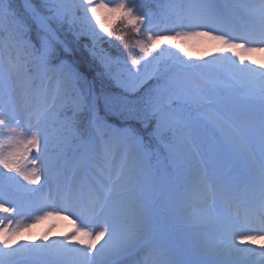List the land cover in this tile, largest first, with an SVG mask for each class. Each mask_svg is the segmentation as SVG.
<instances>
[{
	"label": "snow or ice",
	"instance_id": "6c2138e0",
	"mask_svg": "<svg viewBox=\"0 0 264 264\" xmlns=\"http://www.w3.org/2000/svg\"><path fill=\"white\" fill-rule=\"evenodd\" d=\"M80 37L93 56L102 53L120 94H98L81 73L73 58ZM113 40L139 53L131 68L104 51L105 43L117 47ZM194 46L216 55L194 58ZM21 48L43 78L30 75ZM226 102L258 127L234 123ZM241 146L259 193L251 199L214 167ZM66 168L86 170V189ZM45 190L28 204L10 195ZM195 207L224 233L219 243L190 239ZM51 219L68 220L72 231L18 239ZM257 240L264 241V0H167L149 11L129 0H24L22 9L0 0V264H125L145 250L146 264H225L221 257L234 253L264 264Z\"/></svg>",
	"mask_w": 264,
	"mask_h": 264
},
{
	"label": "rangeland",
	"instance_id": "374dc122",
	"mask_svg": "<svg viewBox=\"0 0 264 264\" xmlns=\"http://www.w3.org/2000/svg\"><path fill=\"white\" fill-rule=\"evenodd\" d=\"M23 1L24 0H19L20 6L23 8ZM145 1V0H140ZM152 1V0H149ZM139 2V0H138ZM244 2V0H225V3L227 4H240ZM160 4H165L167 3V0H159ZM152 9H156V7H150L148 9H145V11H149ZM35 29V26H33ZM28 38L31 39L34 43L35 41V30H32L28 33ZM104 51L112 56H117L114 55L108 48L107 46L102 45ZM76 49L83 53L85 62H84V69L88 68V65L92 68V70L96 71V73L101 75V78L104 79L102 80L104 84H109L114 86L116 89L114 91H108L106 89L99 90L100 88H97L94 85L95 91L99 93H111V94H120L122 92V89L116 84L114 80L111 79L110 76L105 74V70L103 68V65L100 63L99 60V55L100 53L99 49H97V56H93L92 51H91V42L87 37H80L79 43L76 45ZM193 57H198V56H203L206 59H211L212 56L216 55L215 53L209 52V49L204 47V46H194L193 49ZM31 50L28 48H21L19 51V56L22 60V62L26 63L29 65V67L32 69L30 75L32 76H39L43 78V70H38L35 66H33L32 63V56L30 54ZM139 57V53L137 56H134L133 58ZM132 58L124 57V60L128 62V67L131 68V63L130 60ZM88 61V65H86ZM84 76L88 78L89 81H91V78L88 77V75L85 72H81ZM93 83V81H91ZM151 83V82H149ZM94 84V83H93ZM130 98H138L136 94H128ZM13 99L14 102L17 105L18 110L22 111L25 103V99L23 95L21 94L20 90L17 89L14 91L13 94ZM229 110H230V118L233 120L234 123L238 125H245L246 127L255 129L253 127L254 123L251 122L249 119L253 118V115L250 113H246L243 110L240 109H232V104H229L226 102L225 105ZM101 116H104L103 112V104L101 103ZM108 123L113 124L116 127H119L120 124L116 120L115 117H109ZM147 134V133H145ZM217 135H222L221 133L217 132ZM6 138V137H5ZM250 147L255 148L256 146V139L250 137ZM197 147L201 149L202 156L204 157L205 163L207 162V156L206 154L203 153V146L200 144V142H197ZM247 152L248 150L245 149L243 146L238 148L234 153L223 156L218 158L217 160L214 161V167L217 171L218 175H229L233 181V189L235 187V183L238 182L239 184L241 181L247 179ZM196 161H193V181H195V176H196ZM65 177L72 179L74 182L79 183L81 186L85 187L86 189V182L88 179V175L86 170L81 171V170H76L75 173L71 168H66L65 169ZM65 177H61V179H64ZM36 187H39L37 185ZM248 190L252 191V194H259L258 189H255L253 186L252 188H248ZM48 194L47 190H45L41 195ZM13 199L18 200L19 202L28 204L30 200L36 199L38 196L35 197H29L28 194L26 193H12L10 194ZM40 195V196H41ZM250 195V194H249ZM241 197V196H240ZM242 198V197H241ZM222 208V205L220 201L217 199L215 202V209L219 210ZM195 212V217L190 221L188 224L187 232L188 236L190 239L194 238L191 233L192 232H200L204 234L205 236L210 238V242L212 244L216 240V236L213 233V231L216 229V227L210 222V221H205L203 219H200L201 215V209H192ZM32 217H24L22 222L26 223H31ZM56 219H51V220H44L40 221L39 223L33 224V226L26 232L21 233V235L18 237V239L22 241H29V240H37L38 237H41L45 235L46 233L49 235V239L51 238H60L63 237L66 233H70L72 231V224L68 220H63L66 223V226L61 225V222H55ZM63 223V222H62ZM41 225V226H40ZM137 227V225L133 222L130 224V232L133 233L134 229ZM66 229V230H65ZM44 232V233H43ZM61 232V233H60ZM60 233V234H59ZM148 257V251L145 250L144 252H137L133 251L129 256L125 258V264H146V260ZM258 258V257H257ZM233 261V260H230ZM238 264V263H237Z\"/></svg>",
	"mask_w": 264,
	"mask_h": 264
},
{
	"label": "bare ground",
	"instance_id": "6f19581e",
	"mask_svg": "<svg viewBox=\"0 0 264 264\" xmlns=\"http://www.w3.org/2000/svg\"><path fill=\"white\" fill-rule=\"evenodd\" d=\"M257 59H260L261 58V55L260 54H257L256 56ZM251 122L254 123L253 127L256 129L258 127L255 119L251 118L249 119ZM252 188V185L250 183H248V180H243L241 181V183L239 184L238 182L235 183V187H234V190H238V194L239 196H241L242 198H249L251 199L253 196H258L259 194H252L251 192L252 191H249L248 188ZM250 192V195L249 193ZM41 193H37L36 196H40ZM194 209H201L200 207H195ZM55 222H61L60 224L63 225V226H66V223L61 220V219H56ZM63 222V223H62ZM41 226V225H40ZM66 230V229H65ZM202 232V231H200ZM198 231L196 232H192L191 235L194 237L192 238L191 240L195 241V242H201V243H207L209 245H214V244H217L220 242L221 239H224V233L222 231H220L218 228H216L213 233L215 234L216 236V240L214 241V243L212 244V242H210V238L205 236L204 234L200 233ZM44 233V232H43ZM61 233V232H60ZM59 233V234H60ZM133 235H138V231H137V227L134 229ZM53 239V238H51ZM50 239V240H51ZM261 243H264V241H260V240H257L256 241V244L259 245ZM237 247H244V246H241V245H237ZM222 260L225 261V264H259V260L260 258L256 257V256H251V255H248V254H245V253H234L232 254L231 256H224V257H221ZM230 260H233V261H230Z\"/></svg>",
	"mask_w": 264,
	"mask_h": 264
},
{
	"label": "trees",
	"instance_id": "16d2710c",
	"mask_svg": "<svg viewBox=\"0 0 264 264\" xmlns=\"http://www.w3.org/2000/svg\"><path fill=\"white\" fill-rule=\"evenodd\" d=\"M129 2L135 3L136 6H137V8L140 11H145V9H148L150 7H156L157 3H159V0H152V1L145 0V1H142V2L140 0H139V2H138V0H129ZM16 4H17L18 7L21 8L20 3H19V0H16ZM32 30H35V29L33 28ZM65 32H67V26H65ZM128 38L131 39L132 38L131 35H129ZM112 44L116 45L117 47L116 48L109 47V45L107 43H105V46H107V48L114 55H119L122 58V60H124V57H128V59H129V58H133L134 56H137L138 55V52H135V50L132 49L131 47H125L118 40H113L112 41ZM73 58L76 61L77 65L79 67V70L81 72H85L88 75V77L91 78V81H93L94 85L97 88H100L99 90L106 89L108 91H114V89H116L114 86L109 85L108 83L107 84H104L103 81H102L104 79H102L101 78V75L98 74V73H96V71L92 70V68L88 65V61L86 63V65H88V68L87 69H84V65L83 64H84L86 58H84L83 53L79 52L76 49Z\"/></svg>",
	"mask_w": 264,
	"mask_h": 264
}]
</instances>
